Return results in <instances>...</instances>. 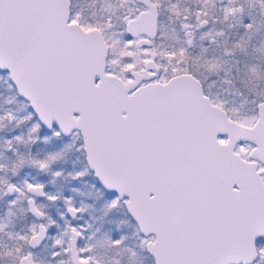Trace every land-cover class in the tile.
<instances>
[{
	"label": "snow or ice",
	"instance_id": "snow-or-ice-1",
	"mask_svg": "<svg viewBox=\"0 0 264 264\" xmlns=\"http://www.w3.org/2000/svg\"><path fill=\"white\" fill-rule=\"evenodd\" d=\"M0 264H264V0H0Z\"/></svg>",
	"mask_w": 264,
	"mask_h": 264
}]
</instances>
